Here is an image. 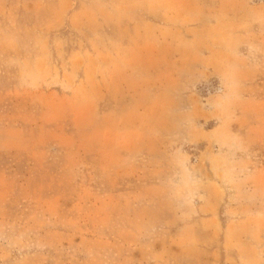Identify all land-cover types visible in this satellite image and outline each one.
<instances>
[{
	"label": "rangeland",
	"instance_id": "obj_1",
	"mask_svg": "<svg viewBox=\"0 0 264 264\" xmlns=\"http://www.w3.org/2000/svg\"><path fill=\"white\" fill-rule=\"evenodd\" d=\"M0 264H264V0H0Z\"/></svg>",
	"mask_w": 264,
	"mask_h": 264
}]
</instances>
